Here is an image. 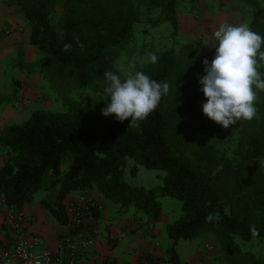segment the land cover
Returning <instances> with one entry per match:
<instances>
[{
    "label": "trees",
    "instance_id": "1",
    "mask_svg": "<svg viewBox=\"0 0 264 264\" xmlns=\"http://www.w3.org/2000/svg\"><path fill=\"white\" fill-rule=\"evenodd\" d=\"M7 1L23 14L28 43L40 54L38 72L64 109L36 110L22 124L0 131L5 202L21 211L41 190L42 206L65 226L64 201L87 189L149 221L161 218L164 196L180 203L178 218L165 226L171 264H180L174 253L179 241L203 234L215 239L225 264H264V90H256L254 119L224 129L202 113L203 64L187 49L172 48L138 70L170 85L147 119L137 125L101 114L107 103L104 74L126 77L118 59L141 18L158 14L176 35L181 0ZM57 8L61 16L54 26L50 19ZM257 16L249 26L264 36L258 25L264 10ZM18 66L23 68L21 53ZM258 71L264 73V58H258ZM89 88L103 97L83 107L72 93ZM127 159L163 173L160 189L126 183ZM209 214L212 221H206ZM253 241L261 252L241 249L239 242Z\"/></svg>",
    "mask_w": 264,
    "mask_h": 264
},
{
    "label": "rangeland",
    "instance_id": "2",
    "mask_svg": "<svg viewBox=\"0 0 264 264\" xmlns=\"http://www.w3.org/2000/svg\"><path fill=\"white\" fill-rule=\"evenodd\" d=\"M0 7L8 10L14 19V26L6 24L2 29L14 28V33L19 34V42L14 43V47L8 46L5 52L0 51L1 131L11 125L22 124L36 110L61 112L64 107L57 99L56 93L38 72L40 54L36 47L28 43L29 28L20 9L7 0H0ZM260 9L264 10L263 0H181L177 6L178 33L173 35L171 26L163 22L158 14L142 17L136 26L133 40L120 54L117 66L125 76H128L151 64L149 53L159 57L162 52L172 48L187 49L201 64L205 59L211 61L215 53L213 48L216 44L215 31L224 24L235 26L248 23L249 25L254 18L258 17ZM60 16L61 11L57 8L51 15V25L55 26ZM258 25L264 33V16L258 18ZM20 53L23 68L18 66ZM72 97L83 107H89L103 95L89 88L74 91ZM5 158L0 149V168ZM134 166L137 167L135 175L131 172ZM62 170L66 171L67 167L63 166ZM162 175L161 172L146 170L127 159L123 178L131 186L159 190L161 187L159 176ZM41 195L42 192H38L33 199H38ZM160 203L162 222L166 225L174 222L180 214V203L164 196L160 197ZM129 210L135 211L132 208ZM135 217L139 222L142 221L143 216ZM151 236L154 239L156 234ZM239 243L243 251L261 252V246L256 241ZM170 247L171 244H166L164 247L167 255ZM205 247H209L211 251L205 252ZM197 250H203L202 255L198 256L199 260H194L197 264H201L208 258L214 260L216 264H225L221 258L219 246L210 234L179 241L174 253L182 260H186ZM150 255L148 254L149 260H152Z\"/></svg>",
    "mask_w": 264,
    "mask_h": 264
},
{
    "label": "clouds",
    "instance_id": "3",
    "mask_svg": "<svg viewBox=\"0 0 264 264\" xmlns=\"http://www.w3.org/2000/svg\"><path fill=\"white\" fill-rule=\"evenodd\" d=\"M214 37V57L202 62L204 74L198 80L206 100L202 113L227 129L256 116V90H264V73L258 71V58H264V36L241 23L221 25ZM149 61L156 64L157 55L149 53ZM104 75L107 103L101 114L121 123L138 125L147 119L170 88L167 82L153 80L141 71L123 78L111 71ZM213 218L209 214L206 221Z\"/></svg>",
    "mask_w": 264,
    "mask_h": 264
},
{
    "label": "crops",
    "instance_id": "4",
    "mask_svg": "<svg viewBox=\"0 0 264 264\" xmlns=\"http://www.w3.org/2000/svg\"><path fill=\"white\" fill-rule=\"evenodd\" d=\"M10 12L0 7V30L6 24H13L14 19ZM19 42V34L13 32L9 37L0 39V51L5 52L7 47H14V43ZM42 195L38 199H33L29 204L22 208V212L32 218L31 231L41 237L47 247L56 246L61 235L67 232V228L57 223L47 209L42 206ZM38 192L35 194L37 196ZM94 198L102 207V211L97 219L94 237L96 240L94 254L103 260L113 261L114 263L126 264L137 261H147L148 264H171L165 253V245L172 241L166 236L164 222L161 219L149 221L141 218V225L135 216H142L133 210H124L120 206L112 204L102 198L97 193H92ZM147 225H153V231L149 233ZM126 237L121 239V235ZM156 236L151 238V235ZM8 235L4 230L0 215V250L8 245ZM203 250H197L188 259L182 260L180 264H197L198 256L202 255ZM152 260H149V256ZM194 262V263H193ZM201 264H216L211 258L202 261Z\"/></svg>",
    "mask_w": 264,
    "mask_h": 264
},
{
    "label": "built area",
    "instance_id": "5",
    "mask_svg": "<svg viewBox=\"0 0 264 264\" xmlns=\"http://www.w3.org/2000/svg\"><path fill=\"white\" fill-rule=\"evenodd\" d=\"M12 32L13 29L0 30V39L9 37ZM92 193L87 189L66 198L67 232L59 237L54 247L45 246L41 237L31 231L32 218L8 205L0 193L1 222L8 235V245L0 250V264H119L94 254V232L102 207ZM146 229L151 233L153 225H147ZM125 237L121 235V239ZM209 251L211 249L205 247V252Z\"/></svg>",
    "mask_w": 264,
    "mask_h": 264
}]
</instances>
